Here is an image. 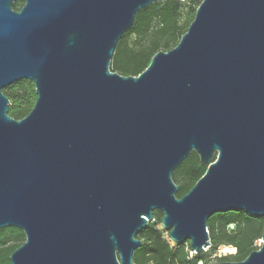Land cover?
<instances>
[{
  "label": "water",
  "instance_id": "1",
  "mask_svg": "<svg viewBox=\"0 0 264 264\" xmlns=\"http://www.w3.org/2000/svg\"><path fill=\"white\" fill-rule=\"evenodd\" d=\"M158 1L0 0V229L26 235L11 264H135L155 210L193 253L211 215L264 216V0H203L174 48L138 76L112 71ZM22 79L37 98L16 119L3 89ZM193 151L207 169L178 197ZM261 240L213 264H264Z\"/></svg>",
  "mask_w": 264,
  "mask_h": 264
},
{
  "label": "trees",
  "instance_id": "2",
  "mask_svg": "<svg viewBox=\"0 0 264 264\" xmlns=\"http://www.w3.org/2000/svg\"><path fill=\"white\" fill-rule=\"evenodd\" d=\"M202 1L163 0L140 9L134 24L118 41L110 69L126 76H138L157 52L169 51L179 43ZM22 6V1L14 4L16 10ZM3 92L10 99L9 114L16 119L24 118L37 98L34 83L27 79L5 87ZM206 169L207 165L200 163L194 151L184 159L173 172V179L178 181L177 196L185 195ZM162 216L160 210H155L154 220L138 232L143 243L134 251L135 264H207L208 258L222 245H232L237 252L222 256L221 261H241L258 249L256 241L261 239L264 231V216L250 215L243 210L215 213L207 222L210 248L193 253L189 243L173 242L168 233L166 235V231L158 227ZM25 241L26 235L18 227L0 229V264H11V253Z\"/></svg>",
  "mask_w": 264,
  "mask_h": 264
},
{
  "label": "rangeland",
  "instance_id": "3",
  "mask_svg": "<svg viewBox=\"0 0 264 264\" xmlns=\"http://www.w3.org/2000/svg\"><path fill=\"white\" fill-rule=\"evenodd\" d=\"M185 3H189V0H184ZM175 183L178 184V181L175 180ZM158 227L164 231H166V235L168 233L167 230L164 229L162 223H159L158 224ZM137 237H138V234H137ZM139 238V237H138ZM170 239V238H169ZM171 240V239H170ZM232 248L234 250H232ZM237 252V249L236 247L232 246V245H222L216 253H213L207 260V264H213V263H216V262H219L221 261V257L224 256V255H229V254H234ZM201 264V263H200Z\"/></svg>",
  "mask_w": 264,
  "mask_h": 264
},
{
  "label": "built area",
  "instance_id": "4",
  "mask_svg": "<svg viewBox=\"0 0 264 264\" xmlns=\"http://www.w3.org/2000/svg\"><path fill=\"white\" fill-rule=\"evenodd\" d=\"M256 245L258 246V248L262 245V240L261 239H259V240H257L256 241Z\"/></svg>",
  "mask_w": 264,
  "mask_h": 264
}]
</instances>
